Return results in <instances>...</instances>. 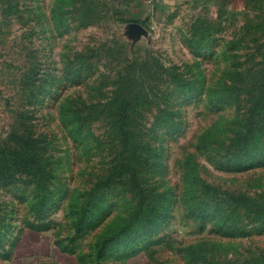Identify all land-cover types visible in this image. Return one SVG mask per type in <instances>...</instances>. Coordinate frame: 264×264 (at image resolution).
Listing matches in <instances>:
<instances>
[{"label":"rangeland","instance_id":"rangeland-1","mask_svg":"<svg viewBox=\"0 0 264 264\" xmlns=\"http://www.w3.org/2000/svg\"><path fill=\"white\" fill-rule=\"evenodd\" d=\"M140 5L0 0V264H264V0ZM135 60L140 187L104 184Z\"/></svg>","mask_w":264,"mask_h":264},{"label":"trees","instance_id":"trees-1","mask_svg":"<svg viewBox=\"0 0 264 264\" xmlns=\"http://www.w3.org/2000/svg\"><path fill=\"white\" fill-rule=\"evenodd\" d=\"M150 73H152V69L146 63L138 62V60L126 66L120 73L121 78L113 91L108 110L113 112H111L114 119L113 124L122 142V151L120 152L122 158L119 157L113 172L103 180L104 184H110L118 177H125L135 186L140 187L138 162L135 158L137 151L134 121L138 115L143 114L141 113L142 109H147L154 102L147 89L150 83L148 80ZM256 109H264V90H261L258 97L254 99L250 114ZM140 190L143 191L142 188ZM234 200L244 204L250 211H256L258 206L256 202L245 195L236 197Z\"/></svg>","mask_w":264,"mask_h":264},{"label":"crops","instance_id":"crops-1","mask_svg":"<svg viewBox=\"0 0 264 264\" xmlns=\"http://www.w3.org/2000/svg\"><path fill=\"white\" fill-rule=\"evenodd\" d=\"M170 1L172 0H155L154 6H156L159 3L164 4ZM203 1H207L215 6H229L230 5V6L239 8L245 5L248 0H203ZM140 3H141L140 12L144 14L143 16H145L150 11L151 4L148 2V0H140Z\"/></svg>","mask_w":264,"mask_h":264},{"label":"water","instance_id":"water-1","mask_svg":"<svg viewBox=\"0 0 264 264\" xmlns=\"http://www.w3.org/2000/svg\"><path fill=\"white\" fill-rule=\"evenodd\" d=\"M132 26L134 28H136V29H141L142 28V26L140 24H133Z\"/></svg>","mask_w":264,"mask_h":264},{"label":"built area","instance_id":"built-area-1","mask_svg":"<svg viewBox=\"0 0 264 264\" xmlns=\"http://www.w3.org/2000/svg\"><path fill=\"white\" fill-rule=\"evenodd\" d=\"M148 2H149L150 4H153V5H154L155 0H148Z\"/></svg>","mask_w":264,"mask_h":264}]
</instances>
